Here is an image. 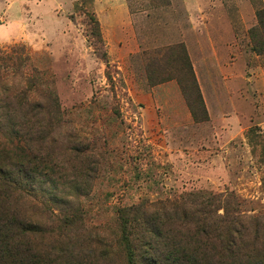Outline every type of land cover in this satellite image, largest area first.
I'll use <instances>...</instances> for the list:
<instances>
[{
  "label": "rangeland",
  "instance_id": "obj_1",
  "mask_svg": "<svg viewBox=\"0 0 264 264\" xmlns=\"http://www.w3.org/2000/svg\"><path fill=\"white\" fill-rule=\"evenodd\" d=\"M262 12L0 0V264H264Z\"/></svg>",
  "mask_w": 264,
  "mask_h": 264
},
{
  "label": "trees",
  "instance_id": "obj_2",
  "mask_svg": "<svg viewBox=\"0 0 264 264\" xmlns=\"http://www.w3.org/2000/svg\"><path fill=\"white\" fill-rule=\"evenodd\" d=\"M257 19H258L259 28L261 27V29H262V40L264 41V13L263 12L258 13ZM95 34H99L98 30ZM104 56L105 55H103V58H104ZM184 63L186 66V70L191 74L190 67L188 66V63L186 61H184ZM28 231L30 232L31 228L26 227L25 225L20 228L21 234H24ZM163 241L165 244H168V243L171 244V240H169V239H164ZM222 249L224 251L223 254H221V255L218 254V257L220 256V258L217 261L219 264H222L221 262L224 260H228L230 262L229 264L238 263V261L240 259L241 252H240V249H238V247H236V244L232 241L231 237H229L226 240L225 244L222 245ZM173 253H169V254L167 253L168 256L166 258H169L171 260H178V258L180 256V258L183 261H185V264H197L194 256H188L185 252H180V253L175 252L174 254ZM164 262H165V260H164Z\"/></svg>",
  "mask_w": 264,
  "mask_h": 264
}]
</instances>
